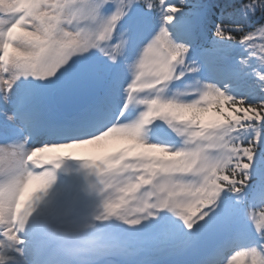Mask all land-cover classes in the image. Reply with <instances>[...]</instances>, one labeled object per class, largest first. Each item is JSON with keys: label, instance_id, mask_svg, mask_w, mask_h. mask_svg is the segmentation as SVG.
I'll list each match as a JSON object with an SVG mask.
<instances>
[{"label": "snow or ice", "instance_id": "6c2138e0", "mask_svg": "<svg viewBox=\"0 0 264 264\" xmlns=\"http://www.w3.org/2000/svg\"><path fill=\"white\" fill-rule=\"evenodd\" d=\"M5 2L0 162L31 167L0 184V264H56L87 227L109 254L264 264V0L211 29L203 0ZM66 158L99 178L91 224L45 199Z\"/></svg>", "mask_w": 264, "mask_h": 264}, {"label": "clouds", "instance_id": "9594fccd", "mask_svg": "<svg viewBox=\"0 0 264 264\" xmlns=\"http://www.w3.org/2000/svg\"><path fill=\"white\" fill-rule=\"evenodd\" d=\"M12 5L6 2L3 7H11ZM87 25L73 23L68 25L72 31H78L82 27ZM0 147H5L0 145ZM26 151H29L27 148ZM19 155V154H18ZM20 164L16 165L15 161H3L0 162V184H6L9 181L14 180L15 178L19 179V182L22 184V181L25 179V170L30 168L31 164L27 163V156H20ZM103 210L99 207L96 208L94 213L99 214ZM92 218L86 223L82 224H91ZM104 241L100 238L99 232L95 227L82 228L79 233L73 237H69L66 241L67 248V259L62 262V264H104L105 258L110 255L105 252L101 245ZM234 264H244L243 259L237 255L235 258Z\"/></svg>", "mask_w": 264, "mask_h": 264}, {"label": "rangeland", "instance_id": "374dc122", "mask_svg": "<svg viewBox=\"0 0 264 264\" xmlns=\"http://www.w3.org/2000/svg\"><path fill=\"white\" fill-rule=\"evenodd\" d=\"M116 145H111V147H115ZM73 160H75V159H73ZM67 161V163L68 164H71V165H73L74 166V168H76L77 167V164H75V163H72L71 162V158H66V159H64L62 162H61V166H60V169H62L63 167H64V163ZM59 171H56V176H57V174H59L58 173ZM62 173H65V172H62ZM66 174V173H65ZM81 176H80V178H85V181L86 182H90V179L89 178H94L95 180H98L99 178L97 177V175H96V172L94 171V169H92V168H89V167H85V173H84V171H83V173H79ZM58 177V176H57ZM65 183H68V184H70L71 183V181H68V175L66 174V176H65V179L63 180ZM98 183V182H97ZM55 184H56V182H55ZM86 184V183H85ZM71 185L72 186H74L75 185V187H79L80 188V190H82V186H81V184L79 183V181L76 179L74 182H72L71 183ZM87 185V187L92 191V193L91 192H88V193H91V194H93V197H94V199L96 200L95 202H90L91 200H90V198H89V196H88V194L86 193V192H84L83 193V195H82V207H81V209L83 208V209H85V208H87V210L85 211V213H84V215L82 216V215H78V209L80 208L79 207V205H80V201H78V206H76L77 207V213L75 212V210H74V207H72V210L74 211V213H76V216H77V218L75 219V216H72V214H71V212H69V214L71 215V218H72V221H75L76 223H78V224H82V223H86V222H88L89 220H91V218H92V214L94 213V211L96 210V208H97V206H98V204H99V200H100V197H99V195L97 194V192H96V190L93 188V187H90V186H88V184H86ZM94 185H96V184H94ZM59 190V191H58ZM61 192V193H67L68 192V187H66V188H64V191L62 190V187H60L59 189H58V187L56 188L55 186H51V188L49 189V192H48V195H47V197H45V199L49 202L48 203V206L50 207V208H53V198H54V195H56L55 193L56 192ZM83 191V190H82ZM64 197V196H63ZM51 200H52V203H51ZM68 204H69V201H67V204H66V208L68 207ZM42 207H43V205H42ZM38 211H39V209H38ZM70 211V210H69ZM63 217H65V218H67V216H63ZM28 231L29 232H26V237H27V239H28V241L30 242V244H31V242H34V240H35V238L37 237V236H35V233L36 232H38V230L35 228V226L34 225H32V224H30L29 225V228H28ZM130 245V246H129ZM128 246L130 247H125L124 248V250H123V252H120V251H117L115 254H110V255H108L106 258H105V261H104V264H107V261H113L114 263H116V264H119V263H122V262H124V261H128V262H133V261H136L137 259H138V256H141L142 255V252L143 253H146L145 251H139V252H131V248H134V249H137L136 248V246L134 245V244H128ZM151 256H153V255H151ZM66 259H67V253H66ZM60 262L59 264H62V262L63 261H65V260H62V261H60V259H58L57 257H56V262ZM138 261H140L139 263L140 264H151V263H149V261H147V260H138ZM119 262V263H118ZM168 264H175V263H168ZM177 264H179V263H177Z\"/></svg>", "mask_w": 264, "mask_h": 264}, {"label": "trees", "instance_id": "16d2710c", "mask_svg": "<svg viewBox=\"0 0 264 264\" xmlns=\"http://www.w3.org/2000/svg\"><path fill=\"white\" fill-rule=\"evenodd\" d=\"M203 3H205L208 6V24L207 27L211 29L215 22L219 19L221 15V11H224L225 13L229 9H234L238 6L239 0H203ZM254 18L249 17L245 19L244 17L240 16L238 13H235L231 20L229 21L226 17V22H232V23H243V24H251L254 23ZM209 34H211L209 32ZM236 52H239V48H236ZM130 246V245H129ZM128 245L126 247H129ZM130 248V247H129ZM137 248V247H136ZM131 252H139L138 249L131 248ZM152 254L150 252L143 253L139 256V259H149L150 261H159V264H164L166 260H178L174 257H158V256H151Z\"/></svg>", "mask_w": 264, "mask_h": 264}, {"label": "bare ground", "instance_id": "6f19581e", "mask_svg": "<svg viewBox=\"0 0 264 264\" xmlns=\"http://www.w3.org/2000/svg\"><path fill=\"white\" fill-rule=\"evenodd\" d=\"M63 258V257H62Z\"/></svg>", "mask_w": 264, "mask_h": 264}]
</instances>
